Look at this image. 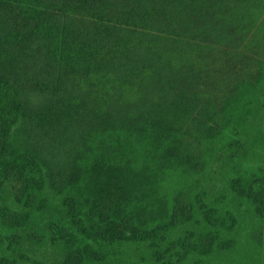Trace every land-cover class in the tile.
Listing matches in <instances>:
<instances>
[{
    "label": "trees",
    "instance_id": "16d2710c",
    "mask_svg": "<svg viewBox=\"0 0 264 264\" xmlns=\"http://www.w3.org/2000/svg\"><path fill=\"white\" fill-rule=\"evenodd\" d=\"M0 264H264V0H0Z\"/></svg>",
    "mask_w": 264,
    "mask_h": 264
},
{
    "label": "rangeland",
    "instance_id": "374dc122",
    "mask_svg": "<svg viewBox=\"0 0 264 264\" xmlns=\"http://www.w3.org/2000/svg\"><path fill=\"white\" fill-rule=\"evenodd\" d=\"M52 251V250H51ZM51 251L48 253V255L51 253Z\"/></svg>",
    "mask_w": 264,
    "mask_h": 264
}]
</instances>
